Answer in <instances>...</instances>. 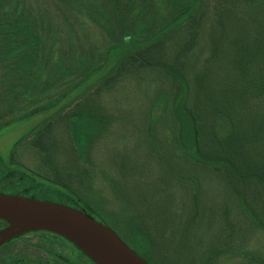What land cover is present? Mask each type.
<instances>
[{"label":"rangeland","instance_id":"1","mask_svg":"<svg viewBox=\"0 0 264 264\" xmlns=\"http://www.w3.org/2000/svg\"><path fill=\"white\" fill-rule=\"evenodd\" d=\"M167 2L139 0L137 11L129 16L130 26L146 29L152 19L166 14ZM111 7L110 0H5L2 11L23 16L42 30L43 58L37 85L24 96L21 90H12L14 81L0 62V122L5 123L0 127V164L29 169L50 183L38 190L46 193L45 198L89 207L95 220L117 226L119 232L113 229L121 238L120 230L134 234L143 229L155 264H264V207H245V217L233 194L239 197L241 190L234 191L224 175L211 178L205 167L195 174L194 178L203 177L199 220L183 214L187 207H148L162 205L166 193L178 194L180 189L173 180L179 178V161L165 147L164 123L152 116L159 78L136 75L102 92H96V87L85 94L70 91L66 96L76 100L66 108L64 100L44 112L30 103L41 104L68 89L70 81L40 87L54 65L69 68L102 59L110 39L107 27L115 24ZM210 55L209 41L202 33L192 65L199 61L196 69L203 68ZM217 66L208 67L215 70ZM31 105L33 110L12 118V113ZM246 112L253 129V116L263 114L264 103ZM150 117L156 118L154 123ZM247 120L244 113L237 118L239 132L252 131ZM50 122L41 137L35 135ZM7 182L0 184L7 186ZM57 188L87 205L77 204ZM231 195L234 201L227 207ZM258 211L262 221L257 223L249 217ZM44 237L34 234L8 244L0 249V264H52L41 248L58 250L45 244Z\"/></svg>","mask_w":264,"mask_h":264},{"label":"trees","instance_id":"2","mask_svg":"<svg viewBox=\"0 0 264 264\" xmlns=\"http://www.w3.org/2000/svg\"><path fill=\"white\" fill-rule=\"evenodd\" d=\"M138 1L110 0L115 24L107 27L110 39L102 59L69 68L54 65L40 87L70 81L68 89L41 104L30 103L44 112L64 100L66 108L76 100L66 96L70 91L85 94L96 87V92H102L136 75L159 78L154 87L157 96L153 98L152 116L155 114L164 123L165 147L179 161V178L173 180L180 189L178 194L166 193L162 205L148 207H187L183 214L199 220L203 177L194 176L199 175L200 167H205L211 173L209 177L224 175L234 191L241 190L239 197L233 194L248 217L245 207H264V112L253 116V129L250 113L246 112L264 103V0H168L164 16L152 19L146 29H135L128 19L137 11ZM4 2L0 0V62L6 76L14 81L12 90L19 89L24 96L37 85L41 74L43 32L23 16L2 11ZM202 33L210 44L207 65L218 64L215 70L207 65L196 69L199 61L192 65ZM32 105L12 113V118L33 110ZM239 109L248 118L252 131L239 132L236 120L243 114ZM156 118L150 117L151 123ZM4 124L1 121L0 127ZM50 127L51 122L44 123L35 135L41 137L42 131ZM5 181L7 186L0 184V193L53 202L45 198L46 193L38 192L50 183L22 165L0 164V183ZM57 190L74 198L77 204L87 205L73 193ZM230 198L227 207L234 201L233 195ZM260 214L258 211L249 219L261 222ZM113 228L119 232L117 226ZM120 231L122 239L141 258L155 264L143 229L134 230V234Z\"/></svg>","mask_w":264,"mask_h":264},{"label":"water","instance_id":"3","mask_svg":"<svg viewBox=\"0 0 264 264\" xmlns=\"http://www.w3.org/2000/svg\"><path fill=\"white\" fill-rule=\"evenodd\" d=\"M0 248L26 235H57L94 264H148L116 232L72 206L0 193Z\"/></svg>","mask_w":264,"mask_h":264},{"label":"flooded vegetation","instance_id":"4","mask_svg":"<svg viewBox=\"0 0 264 264\" xmlns=\"http://www.w3.org/2000/svg\"><path fill=\"white\" fill-rule=\"evenodd\" d=\"M82 206H84V205H82ZM74 208H78L79 210L84 211V212H86V214L92 216L89 212V207H74ZM109 217L111 218V216H109ZM96 220L101 222L98 219H96ZM102 223L105 224L106 226L110 227L106 223H104V222H102ZM110 224H111V221H110ZM110 228L114 232H116L112 227H110ZM34 234L45 235L44 239H42L43 242L45 244L54 246L58 250V251L54 252V251H51L49 249L47 250V248H45V247L44 248L40 247L42 250L47 251V254L50 257V263H52V264H94L90 259H88L83 253H81L79 250H77L71 243H69L65 239L53 237L52 235H48L46 233H42V232L29 233V234H26V235H24V236H22L16 240L12 241V242L18 241L20 239H23L25 237H28V236L34 235ZM12 242H10V243H12ZM10 243H8V244H10ZM8 244H6L5 246H7ZM5 246H3L2 248H4ZM2 248H0V249H2ZM24 259H26V258H24Z\"/></svg>","mask_w":264,"mask_h":264}]
</instances>
